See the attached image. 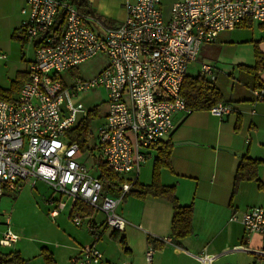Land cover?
Listing matches in <instances>:
<instances>
[{
    "label": "built area",
    "instance_id": "1",
    "mask_svg": "<svg viewBox=\"0 0 264 264\" xmlns=\"http://www.w3.org/2000/svg\"><path fill=\"white\" fill-rule=\"evenodd\" d=\"M24 1L20 28L33 43L35 56L14 99H0V196L3 188L14 191L19 182L38 179L102 212L106 227L123 232L126 221L116 208L136 182L145 151L155 149L173 130L174 115L193 112L180 94L188 65L196 62L201 47L214 42L220 33L245 21L264 24V0H175L168 14L161 8L162 0H135L127 5L123 22L104 28L103 36L87 26V22L97 23L95 19L69 0ZM100 52L108 62L96 76L75 77L70 86L62 80V72ZM201 74L211 81L215 78L213 68L205 63ZM96 88H103L107 95V111L96 137L101 160L119 177L136 175L125 180L116 196L102 194L101 181L78 161V145L67 136L78 116L85 118L88 113L82 101L74 103L73 99ZM253 93L257 100H264V89ZM231 111L223 103L208 110L215 117ZM58 207L50 212L51 218L63 204ZM230 221L240 222L247 238L251 234L264 238V206L241 216L233 214ZM72 222L81 225L78 213ZM87 230L94 242L81 248L71 264H99L102 260L96 247L100 235L92 225H87ZM15 239L7 232L0 245ZM152 255L149 247L147 264ZM199 260L212 264L205 255Z\"/></svg>",
    "mask_w": 264,
    "mask_h": 264
},
{
    "label": "crops",
    "instance_id": "2",
    "mask_svg": "<svg viewBox=\"0 0 264 264\" xmlns=\"http://www.w3.org/2000/svg\"><path fill=\"white\" fill-rule=\"evenodd\" d=\"M69 1L81 13L95 19L97 23L87 22V26L98 36H103L104 28H115L123 22L127 5L135 0ZM173 1L175 0H162L161 8L166 14ZM22 2L23 8L25 1L22 0ZM254 23L258 24L260 30L253 28ZM257 50L264 55V24L254 21H245L232 31L220 33L214 42L204 44L198 58L203 54V57L207 56L205 58L213 62L214 65L205 63L213 68L215 78L212 81H217L221 74L223 77L229 76L234 79L218 87L215 85L226 101L225 104L229 105L232 111L222 117H215L208 111H193L189 115L177 113L173 117V130L162 140V142H171L173 146L170 153V168L160 171V182L174 188L181 206L192 207L191 233L174 244L171 235L172 205L165 199L150 195L138 197L131 193L133 187L125 194L116 208V213L126 221L123 232L113 231L106 227L105 219L98 223L94 215L97 210L86 204L82 209L73 211L74 203L83 204L73 199L69 218L72 219V216L78 213L81 220L86 222V233L91 236V239L89 242L80 243L78 248H72L75 254L69 257L70 264L71 259L78 255L81 248H86L94 242L92 233L87 230V225H92L96 232L101 226L110 229L109 237L126 232L129 234L134 231L141 232L145 246L144 259L149 247L153 249V254L154 250L162 254L166 245L172 244V251L175 255L186 256L193 264H202L199 258L203 255L211 258L212 264H252L255 261L264 264V255H261L264 254V243L261 242L264 238L257 234H251L247 238L243 225L238 221H230L233 214L241 216L253 207L264 206V163L257 168L259 183L254 180L242 181L236 191L233 190L235 173L243 156L264 162V100H257L253 93L255 90L253 86L256 82L252 74L246 70V67L255 65ZM227 73L228 75H225ZM186 75L189 76L187 72ZM198 75L203 76L201 71ZM258 81L264 84V71L259 73ZM223 92L227 94L226 97ZM182 142L190 143L176 145ZM156 148L145 151L146 159L153 158L148 181L140 182V172L147 162L146 159L141 164L137 177L134 173H130L122 178L128 180V177L129 179L136 177V182L139 184H150L157 155ZM225 150L234 151L241 156ZM163 170L167 171L166 176L163 175ZM41 185L49 186L41 180L27 178L19 182L17 189L12 192L19 193L27 188L26 191L33 195V190ZM67 198L64 202L61 196L59 200L50 196L45 201L44 206L48 209L50 218V212L58 210V205L63 204L57 216L51 219H56L65 211L67 202L71 199ZM122 202H124V208L118 211ZM98 234L100 239L96 242V247L103 256L99 264H114L110 257L104 255L105 250L99 247L101 233L98 232ZM122 237L125 241L129 238L128 235ZM246 238L248 241L245 240ZM3 239L4 237L0 240ZM168 239L170 240L168 243L163 242ZM16 240L17 238L9 245L2 246L11 247ZM42 250L45 252L48 249L42 247L40 255H43L47 262L53 263V254L50 252L43 254ZM127 251L131 252L130 249ZM15 252L18 257L22 258L20 251ZM236 255L248 256L249 261L233 263L228 260ZM150 264H152V259ZM157 264L162 263L157 262Z\"/></svg>",
    "mask_w": 264,
    "mask_h": 264
},
{
    "label": "rangeland",
    "instance_id": "3",
    "mask_svg": "<svg viewBox=\"0 0 264 264\" xmlns=\"http://www.w3.org/2000/svg\"><path fill=\"white\" fill-rule=\"evenodd\" d=\"M22 6V0H0V55L5 56L0 58V90L14 88L15 82L20 80L23 73H26L28 65L35 56L33 43L24 39V33L20 28V22L23 19L20 15ZM253 28L260 30L257 23H254ZM205 57L207 56L203 57L201 54L196 62L188 65L187 74L189 76L198 75L203 63L214 65L209 58ZM107 62V56L100 52L78 66L62 72L60 76L70 86L75 77L89 79L96 76L107 65ZM219 67L221 68V66ZM233 80L229 76L223 77L221 74L214 84L218 87L226 81L232 82ZM223 94L226 97L227 94L225 92ZM14 95L16 96V93ZM106 100L107 95L103 88L79 93L73 99L74 103L82 101L85 110L91 112L89 135L86 140L87 148L79 153L78 161L84 164L94 175H96L95 167L101 161L96 137L97 128L104 120V114L107 111ZM82 119H84V115L82 117L80 114L78 121ZM146 160L147 162L140 172V182L149 179L152 170L153 158ZM162 173L166 176L167 171L163 170ZM26 190L27 188H24L23 191L15 193L5 188L2 189L0 196V239L7 232H10L16 235L17 240L11 247L0 245V264H70L69 257L75 254L72 248H78L80 243L89 242L91 239V236L86 233L84 220H81L80 226H76L69 218L73 199H69L65 211L53 220L49 217L48 209L44 206L45 201L50 196L56 200H59L61 196L64 202L68 198L47 185H41L33 190V195ZM102 194L107 193L102 191ZM123 208L124 202L118 211ZM94 215L98 223L105 219L104 214L99 211L95 212ZM98 232L101 233L99 247L105 250L104 255L110 257L112 263L147 264L144 259L145 246L141 232L132 231V234L126 232L115 237H109L110 229L103 226L98 228ZM123 235L125 237L128 235L130 243L128 240L125 243L121 242ZM261 242L264 243V241ZM42 247L48 249L45 252L42 250L43 254H48L47 252L53 254V263L47 262L45 257L40 255ZM172 248V244H167L162 254L154 250L152 264H157V262L162 264H193L186 256L175 255ZM186 248L188 249V247ZM127 249H130L131 252H128ZM15 251H20L23 259L20 256L16 257ZM228 260L233 263H245L249 261V257L236 255Z\"/></svg>",
    "mask_w": 264,
    "mask_h": 264
},
{
    "label": "trees",
    "instance_id": "4",
    "mask_svg": "<svg viewBox=\"0 0 264 264\" xmlns=\"http://www.w3.org/2000/svg\"><path fill=\"white\" fill-rule=\"evenodd\" d=\"M24 39L26 40V38ZM255 60V65L253 67H246V70L252 74V78L254 82H256L253 88L255 90L264 89V84L258 81L259 73L264 71V55L258 50L255 52ZM26 80L27 75L23 73L20 80L15 82L13 86L14 88L10 90H0V99L12 101L15 97L14 94L19 92L21 86ZM180 94L184 98L186 105L192 111H208L211 107L219 103H226L214 82L201 75H186L182 83ZM90 113L91 112H88L84 119L78 121L67 132L68 138L78 145L79 153H82L87 148L86 140L89 135L91 120ZM159 144L156 148L157 155L154 160L151 183L148 185H141L138 182H134L131 193L138 197L150 195L162 198L172 205L173 215L171 219V235L173 243L177 244L180 239L191 233L192 207L181 206L175 195L174 188L161 184L160 171L164 168H170V153L173 145L169 141H161ZM261 163L264 162L253 160L246 156L241 158L234 177V192L242 181L254 180L259 183V179L257 178V168ZM96 176L101 181L103 191L112 196H116L120 193L121 185L125 182L124 178L119 177L112 172L102 160L96 165ZM83 206L84 204L76 202L73 205V211H78L79 209H82ZM121 242L125 243L124 237H121Z\"/></svg>",
    "mask_w": 264,
    "mask_h": 264
},
{
    "label": "water",
    "instance_id": "5",
    "mask_svg": "<svg viewBox=\"0 0 264 264\" xmlns=\"http://www.w3.org/2000/svg\"><path fill=\"white\" fill-rule=\"evenodd\" d=\"M186 143H190V142L176 143V145H177V144H186ZM225 151H227V152H229V153H231V154L237 155V156H241L240 154H238V153H236V152H234V151H231V150H225Z\"/></svg>",
    "mask_w": 264,
    "mask_h": 264
},
{
    "label": "bare ground",
    "instance_id": "6",
    "mask_svg": "<svg viewBox=\"0 0 264 264\" xmlns=\"http://www.w3.org/2000/svg\"><path fill=\"white\" fill-rule=\"evenodd\" d=\"M4 241V240H3Z\"/></svg>",
    "mask_w": 264,
    "mask_h": 264
}]
</instances>
